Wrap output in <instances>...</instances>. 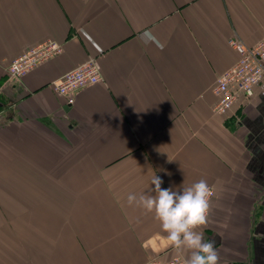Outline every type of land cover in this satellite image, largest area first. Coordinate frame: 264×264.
<instances>
[{
    "label": "crops",
    "instance_id": "obj_1",
    "mask_svg": "<svg viewBox=\"0 0 264 264\" xmlns=\"http://www.w3.org/2000/svg\"><path fill=\"white\" fill-rule=\"evenodd\" d=\"M236 36L264 38V0H0V264L173 258L154 214L127 204L154 175L174 191L207 180L198 230L219 264H264V85L213 110ZM47 39L64 51L12 80ZM91 57L102 81L70 105L52 83Z\"/></svg>",
    "mask_w": 264,
    "mask_h": 264
},
{
    "label": "built area",
    "instance_id": "obj_2",
    "mask_svg": "<svg viewBox=\"0 0 264 264\" xmlns=\"http://www.w3.org/2000/svg\"><path fill=\"white\" fill-rule=\"evenodd\" d=\"M230 47L236 50L239 58L233 67L221 73L216 85L212 87L218 99L213 108L217 115L231 111L239 98L252 97L255 90L264 85V38L255 46H250L236 36L230 41ZM62 51H64L63 44L50 39L31 46L25 53L17 55V58L10 62L7 67L9 77L19 81L35 67L42 66L58 57ZM99 63L97 58L91 57L85 63L63 74L52 83L55 93L67 97L68 103L73 105L77 91L102 81L103 74ZM214 194L213 188L211 203ZM183 259L180 254H176L169 260L153 259L149 264H183Z\"/></svg>",
    "mask_w": 264,
    "mask_h": 264
},
{
    "label": "clouds",
    "instance_id": "obj_3",
    "mask_svg": "<svg viewBox=\"0 0 264 264\" xmlns=\"http://www.w3.org/2000/svg\"><path fill=\"white\" fill-rule=\"evenodd\" d=\"M163 181L154 175L149 192L130 193L129 207L154 214L168 244L184 256L183 264H219L214 241H206L200 229L206 226L211 209L213 188L200 179L182 191L162 188Z\"/></svg>",
    "mask_w": 264,
    "mask_h": 264
}]
</instances>
